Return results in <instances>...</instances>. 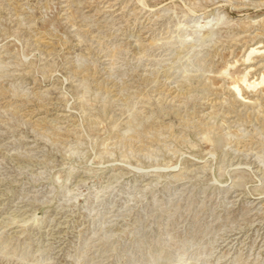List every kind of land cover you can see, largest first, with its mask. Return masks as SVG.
Returning a JSON list of instances; mask_svg holds the SVG:
<instances>
[{
  "label": "rangeland",
  "instance_id": "rangeland-1",
  "mask_svg": "<svg viewBox=\"0 0 264 264\" xmlns=\"http://www.w3.org/2000/svg\"><path fill=\"white\" fill-rule=\"evenodd\" d=\"M0 264H264V0H0Z\"/></svg>",
  "mask_w": 264,
  "mask_h": 264
}]
</instances>
